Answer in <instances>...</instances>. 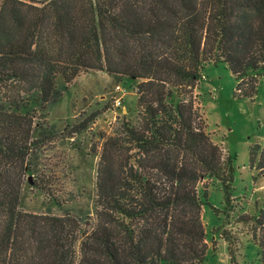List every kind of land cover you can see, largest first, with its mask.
Wrapping results in <instances>:
<instances>
[{
	"label": "trees",
	"instance_id": "trees-1",
	"mask_svg": "<svg viewBox=\"0 0 264 264\" xmlns=\"http://www.w3.org/2000/svg\"><path fill=\"white\" fill-rule=\"evenodd\" d=\"M39 4L28 14L22 2L0 1V264H207L210 187L203 183H218L225 208L214 212L229 216L233 168L207 131L196 91L206 65L224 64L237 95L256 96L264 78V0ZM90 71L136 83V118L124 116L104 142L86 214L75 210L76 199L37 180L31 189L59 212L27 211L25 182L49 140L40 136L41 121L61 98L58 80L69 85ZM258 155L264 172L259 144L252 163ZM239 222L264 231V206ZM223 238L235 264L236 239Z\"/></svg>",
	"mask_w": 264,
	"mask_h": 264
},
{
	"label": "rangeland",
	"instance_id": "rangeland-1",
	"mask_svg": "<svg viewBox=\"0 0 264 264\" xmlns=\"http://www.w3.org/2000/svg\"><path fill=\"white\" fill-rule=\"evenodd\" d=\"M16 1L26 4L24 11L33 14V8H39L43 0ZM64 85L58 80L61 98L50 105L41 121L40 136L49 140L43 141L32 161L36 173L25 182L23 207L27 211L59 212L49 197L31 189L37 180L52 184L66 199H76L75 210L86 214L93 206L98 170L104 165L101 159L104 142L117 134L124 116L127 121L136 118V83L128 78L90 71ZM196 93L200 95L207 131L214 143L231 155L233 168L230 215L222 212L217 215L207 206L210 215L203 216L208 246L217 250V255L209 250L207 264H227L220 240L223 235L236 239L235 264H260L264 231L254 229L253 224L240 223L239 218L243 215L251 218L264 206V172L258 170L259 155L254 163L251 161L252 147L264 146V78L260 79L253 99L241 98L237 95V81L227 67L209 64ZM112 165L118 170L120 162L113 160ZM203 184L214 195L210 200L223 211L224 191L216 190L218 183L211 180ZM220 244L222 249L218 252ZM227 256L232 264L228 249Z\"/></svg>",
	"mask_w": 264,
	"mask_h": 264
},
{
	"label": "crops",
	"instance_id": "crops-1",
	"mask_svg": "<svg viewBox=\"0 0 264 264\" xmlns=\"http://www.w3.org/2000/svg\"><path fill=\"white\" fill-rule=\"evenodd\" d=\"M216 190H218V191H221V188L219 187L218 188V186L216 187ZM213 198L214 197V195L213 194H210L209 195V199H208V204H209V207L211 208L210 210H214V209H216V210H220V209H218V208H220V206H218L217 204H214L211 200H210V198ZM232 199H233V196H232ZM208 207H206L205 209H204V213H203V216H205L206 215V217L208 216V215H210V214H208L209 212H208V209H207ZM211 213V212H210ZM216 239V238H215ZM217 240V239H216ZM215 240V241H216ZM221 241H222V247H224V251H225V255H224V257L226 258V262H227V264H230V260L228 259V256H227V249H228V246L226 245V241L222 238V239H220ZM207 243H208V240H207ZM222 247H221V244H220V248L218 249V252H220L221 251V249H222ZM209 250H212L213 251V254H216L217 253V250L216 249H214V248H211L210 249V246H209ZM217 255V254H216ZM216 255H214V256H216ZM208 258H209V256H208Z\"/></svg>",
	"mask_w": 264,
	"mask_h": 264
},
{
	"label": "built area",
	"instance_id": "built-area-1",
	"mask_svg": "<svg viewBox=\"0 0 264 264\" xmlns=\"http://www.w3.org/2000/svg\"><path fill=\"white\" fill-rule=\"evenodd\" d=\"M221 149H222V152H223L224 156H228V152L225 149H223V147H221Z\"/></svg>",
	"mask_w": 264,
	"mask_h": 264
}]
</instances>
